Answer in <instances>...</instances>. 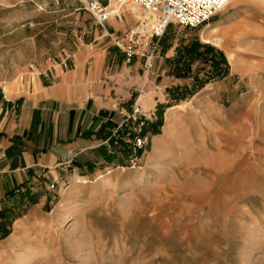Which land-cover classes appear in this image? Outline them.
<instances>
[{
	"label": "rangeland",
	"instance_id": "374dc122",
	"mask_svg": "<svg viewBox=\"0 0 264 264\" xmlns=\"http://www.w3.org/2000/svg\"><path fill=\"white\" fill-rule=\"evenodd\" d=\"M89 1L9 0L13 8L0 7L4 96L38 83L59 36L74 37L77 24L91 36L97 26ZM124 12L148 17L135 6L113 17ZM13 14L20 17L6 28ZM228 20L231 30L216 29ZM192 43L202 54L188 72L176 58ZM217 67L225 75L198 89ZM143 68L145 91L115 130L128 129V145L140 135L138 156L127 147L123 157L111 154L106 167L68 184L58 205L9 225L0 235V264H264V0H232L197 29L172 24L154 67L148 73L143 60ZM66 216L72 219L63 225Z\"/></svg>",
	"mask_w": 264,
	"mask_h": 264
},
{
	"label": "crops",
	"instance_id": "0c3cea01",
	"mask_svg": "<svg viewBox=\"0 0 264 264\" xmlns=\"http://www.w3.org/2000/svg\"><path fill=\"white\" fill-rule=\"evenodd\" d=\"M0 7L6 10L14 4L4 0ZM19 17L10 16L6 28ZM144 19L124 12L119 19L111 18L105 29L93 21L97 27L91 36L77 24L74 37L59 36L44 55L38 83L29 82L27 91L11 97L3 95L0 85V235L9 225L16 228L23 219L58 205L57 196L68 184L106 167L111 154L123 157L127 147L132 157L128 129L119 136L115 130L145 91L147 75L143 60L127 64L108 35L124 34L150 20ZM232 25L228 20L216 29L231 30ZM162 64L156 63L158 75Z\"/></svg>",
	"mask_w": 264,
	"mask_h": 264
},
{
	"label": "built area",
	"instance_id": "2783aa9c",
	"mask_svg": "<svg viewBox=\"0 0 264 264\" xmlns=\"http://www.w3.org/2000/svg\"><path fill=\"white\" fill-rule=\"evenodd\" d=\"M232 0H117L114 5L104 4L100 0L86 3V9L102 29L113 16H119L125 9L139 7L150 19L139 22L128 29L122 38L109 34L114 44L120 48L126 61L131 63L135 58L144 60L148 73L154 67L158 47L172 24L188 29H197L208 24L223 11ZM134 108V115L139 114V107ZM144 121H140V126ZM142 139L136 135L132 140L134 155L142 150ZM136 156V157H137Z\"/></svg>",
	"mask_w": 264,
	"mask_h": 264
},
{
	"label": "trees",
	"instance_id": "16d2710c",
	"mask_svg": "<svg viewBox=\"0 0 264 264\" xmlns=\"http://www.w3.org/2000/svg\"><path fill=\"white\" fill-rule=\"evenodd\" d=\"M201 46L199 43H192L191 46L186 47L185 49H183V51H181L178 54V57L176 58L177 63L180 65L182 64L184 67H186L187 71L189 72L190 70V65L193 61H195L197 58H199L201 56V50L199 49ZM207 54L210 52H213V54L215 53L213 50L211 51V49L207 50ZM220 61L223 63V65L226 63L224 58L220 59ZM214 64V62H213ZM226 73V69L225 70H220L218 67L217 68H213L212 71L210 72V76L207 77L208 79L204 80L202 83H200L197 87L202 88L207 82H210L212 79L214 78H221L222 76H224ZM200 82V81H197Z\"/></svg>",
	"mask_w": 264,
	"mask_h": 264
},
{
	"label": "bare ground",
	"instance_id": "6f19581e",
	"mask_svg": "<svg viewBox=\"0 0 264 264\" xmlns=\"http://www.w3.org/2000/svg\"><path fill=\"white\" fill-rule=\"evenodd\" d=\"M211 33H214V30H212L211 31ZM205 38V37H204ZM206 42H210V40L208 39V38H206V39H204ZM217 40H219V39H217ZM216 41V40H215ZM235 60H236V58H235ZM239 61V60H238ZM237 61V62H238ZM233 62V65L237 68V63L235 62V61H232ZM240 65V64H239ZM181 107H183V106H181ZM170 124V123H169ZM168 185V184H167ZM58 207H61L60 205L58 206ZM182 215V214H181ZM71 219H72V217H70V216H66L65 218H64V220H63V225L64 224H66V223H68V222H70L71 221ZM62 223V222H61Z\"/></svg>",
	"mask_w": 264,
	"mask_h": 264
}]
</instances>
